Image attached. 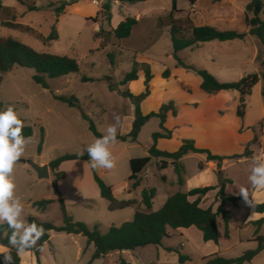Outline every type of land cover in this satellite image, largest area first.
Masks as SVG:
<instances>
[{"label":"rangeland","instance_id":"rangeland-1","mask_svg":"<svg viewBox=\"0 0 264 264\" xmlns=\"http://www.w3.org/2000/svg\"><path fill=\"white\" fill-rule=\"evenodd\" d=\"M47 1L57 3L61 0H39L38 5L45 4ZM63 1L66 0L61 2ZM94 1L77 0L75 4L66 9L65 13L59 14L60 18H57L53 10L50 12L45 10L28 11L15 0H3L4 6L10 7V9L0 12V37H12L40 53L69 55L75 58L80 66V73L53 79L50 87L53 92L56 89L58 93L64 96H76L83 112L93 120L97 131L102 135L105 134L109 125L115 123L114 114L121 117L117 135L126 131V124H123V115L121 114L129 112L131 106L128 102L130 101L133 104V100L128 98V95H124L128 89L120 83L124 76L132 70L133 61L138 62L140 57L152 60V64L148 63L151 65L153 76L156 77L153 84L155 99H160L163 96L165 103L178 101L179 99L176 98V95L181 94V87L178 81H184L193 88V92L190 93L193 97L205 96V93L199 87L200 77L192 71L176 66V60L172 55L169 27L161 28L166 31L158 30L154 27L151 10L154 6H158L156 2L151 3V5L129 4L120 11L113 7L122 5L117 0ZM108 1L110 2L109 13L103 10V5ZM159 1L161 10L156 15H159L158 18H165L172 8V3L169 1V10V7L166 6L167 0ZM202 1L199 0V2ZM176 3L180 9H188L190 7L188 0H176ZM218 3L220 4L221 1ZM59 5L60 3L56 6ZM108 15L110 16L109 18ZM137 15H141L142 19L133 28L128 38L121 40L111 38L104 43H100L99 40L94 38V34L99 29L111 31L113 25L120 19L136 17ZM175 17L182 18L185 21L189 15L184 14L182 11L176 14ZM261 18H264V16L261 15ZM137 19L139 20V18ZM56 21L58 22L56 23ZM3 22L19 23L23 26H28L31 30L7 28L2 25ZM202 22L192 20V24L196 25H201ZM240 23V25L231 26L227 30L241 32L243 25H245L244 20ZM54 24H56L58 30V39L47 42L45 38L50 34ZM235 42V44H239L238 41ZM257 47L258 50L254 49L250 44H246L245 47H238V45L228 47L232 55L246 61L240 65V69L235 72L232 70L230 74L216 79L220 82L230 83L236 82L244 76L254 74L256 71L260 74L262 71L260 56L263 47L260 42H258ZM109 52L114 54V65H111L108 60L107 53ZM194 52L193 55L188 52L187 56L181 54V58L186 63L194 64L211 73L208 69L210 67L209 62L205 60L203 51ZM162 66H166L173 74L172 78L168 80V84L161 83L158 78V72ZM177 68H179V72L175 73ZM141 69L143 70V68ZM33 74L34 71L31 69L17 67L6 74L0 84V98L3 102V110L8 106H12L18 113V117L24 122V125L31 126L34 131L25 155L20 159L24 160V162L19 160L14 166L12 177L16 184L15 194L24 205L23 216L26 220L29 215H33L42 222H51L60 226L63 223V216L57 201L51 203L44 212L33 207L35 201L57 200L52 185L55 179L54 174L52 173L50 177L41 179L30 165V162L38 160L41 129L43 130V159L48 161H53L66 154H79L96 137L90 132L88 123L81 117V112L78 109H72L73 111L70 113L61 111L58 108H53L51 113L47 111L45 106L49 105V103L41 95V92H43L41 86L33 81ZM83 76L91 80L83 82ZM116 85H118V89L114 90ZM257 85L262 88V81ZM141 86L142 84L138 83L134 86V89L139 90ZM229 92L230 95L222 96V100L227 101V103L220 111V114H226L228 117L232 113V108L239 104V94L233 95L234 91ZM259 100L264 104L261 92H259L258 97L253 89L251 96L246 100V112L248 109L250 112L246 122H250L258 116L257 106ZM153 102L150 101L148 107L153 106ZM75 114L78 118L75 117ZM215 130L222 131L223 128L219 127ZM161 131L160 119L152 117L142 126L137 142L133 143L128 140L123 146L121 142L117 141L116 144L111 146L114 157L118 156L116 158V167L112 170L94 169L89 164L90 159L70 160L62 163L60 170L64 173V177L58 183V191L62 195L67 212L75 221L85 223L90 227L98 226L102 232H105L112 225L120 226L122 223L132 220L135 213L134 207L120 211L108 210V202L100 197L94 176H99L107 185L113 186L117 199L134 198L136 193H128L123 186L125 183L128 184L127 179L131 174L129 157L139 158L147 156L149 148L154 144L153 134ZM227 131L233 132L235 130L229 128ZM238 132L243 134L253 132L254 141L246 145V148L251 150L252 146L260 143L261 137L264 139V119L260 120L254 127L244 128L242 126ZM171 142L168 139L163 141L162 144H170ZM85 154H87L86 151ZM183 162L191 180L195 179V182L190 184L201 182L219 186L225 178L223 172L219 178L217 172L211 168H208V171L199 177L196 155L185 158ZM252 164H246L242 168H233L227 171L232 176L242 172L246 175H244L245 180H240L234 176L236 182L228 187L229 193L239 194L241 187L248 188L249 193L253 190L247 179L251 174L248 171L251 169ZM208 166L211 167V165ZM163 177H165V180H163ZM141 183V186L137 188V195H140V191L144 187L155 188L157 191L153 200V211L159 210L168 195L173 194L181 187L177 183V175L174 169L159 170L157 159L154 158L146 167ZM211 194L213 195L207 199V203L204 206L217 209V203L219 202L218 192ZM245 204L244 201H242L240 207H235L231 202L226 204L232 220L229 224V237L225 236L222 215L218 216L221 234L220 245L203 241L201 233L194 227L177 230V234L170 229L171 238L164 240V247L157 248L160 252L158 260H155L156 247L146 246L134 251H114L100 259L94 260L92 264H118L121 258L131 264H206L205 257L215 254L226 258H237L245 251L254 249L257 246L255 241H251L256 234L257 226L252 224L240 225V221L248 215V209ZM258 234L264 236V224L259 227ZM166 247L178 248L180 254L187 256L189 259L184 263H180L179 254L167 251ZM94 251V245H88L86 238L81 235L55 233L42 249V260L43 264H86L91 260ZM24 264H31L26 256H24ZM245 264H264V252L250 263Z\"/></svg>","mask_w":264,"mask_h":264},{"label":"trees","instance_id":"trees-1","mask_svg":"<svg viewBox=\"0 0 264 264\" xmlns=\"http://www.w3.org/2000/svg\"><path fill=\"white\" fill-rule=\"evenodd\" d=\"M18 4L24 6L28 11H40L36 5L37 0H15ZM121 4H136L147 0H117ZM220 2L221 0H214ZM77 0H68L60 3L53 11L56 17L59 14L65 13L67 7L75 4ZM190 5L195 4V0H188ZM172 8L169 14L163 18H158L159 28L169 27V34L172 46V55L176 60V66L184 68L188 71L194 72L201 79L200 89L208 95H215L221 91H236L239 94V104L236 110V115L243 119L246 113V100L251 96L254 87L262 81L261 96L264 100V20L261 15L264 13L263 0H251L246 7L244 23L247 32H238L235 30H221L212 25H196L192 24V20L187 17L176 18L175 15L181 13L182 10L177 8L176 0H171ZM54 6L49 3L48 7ZM9 9L4 6L3 0H0V12ZM105 12L110 11V2L103 5ZM110 16L108 15V18ZM57 23V21H56ZM138 24L135 17H127L121 21L116 28L111 31L99 29L95 34V39H102L106 42L113 38L116 40L128 38L133 28ZM187 24V25H186ZM2 25L7 28L16 30L30 31L31 28L23 26L19 23L3 22ZM188 33V34H187ZM255 37L263 47L260 56V65L262 67L261 73H254L242 77L236 82H220L216 77L209 73L206 69L199 68L198 66L186 63L179 53L187 48H193L200 44L211 41H233L243 40L246 36ZM58 39V30L56 24L51 28L50 34L45 38L47 42L55 41ZM108 60L111 65H114V54L107 53ZM144 66V67H143ZM21 67L31 69L34 71L32 76L33 81L43 88H48V81L67 77L71 74L80 73V66L77 60L69 55H53L47 53H40L32 47L15 40L12 37H0V84L6 74L11 72L14 68ZM143 68L145 74V90L141 94L134 96L128 90V98L133 100L134 104V120L132 128L126 136H117V139L122 141L129 140L130 142H137L138 135L142 126L152 117L160 119L161 132L153 134L154 144L149 148L148 155L145 157L133 158L130 160L131 174L127 181L131 184V189H136L141 185L142 173L150 164L152 158L161 159L159 169L164 170L171 165L177 175V183L182 185L184 182L185 166L182 159L189 153L202 154L206 156L207 162H216L217 174L220 178L222 175V165L226 160L251 158L252 150L246 148L243 154L232 156H219L212 154L208 149H202L195 146L193 140H183L180 148L175 152L161 151L156 147V142L160 138H170L171 132L164 127L166 116L169 111L176 115V109L172 101L163 104L157 112H150L146 115L143 114L140 104L150 95L149 82L152 80L153 75L151 67L148 63H138L133 61L132 70L127 73L121 85L126 86L129 82L138 79V70ZM162 77L167 79L170 77V70L166 69ZM91 79L86 76L82 77L83 82L90 81ZM69 107L76 108L81 112L82 118L88 123L90 132L99 138L102 136L96 129L93 120L83 112L80 102L74 95L67 96H54ZM0 111H3V102L0 98ZM22 135L26 138H31L34 135L31 126L24 125ZM254 141V140H253ZM43 144V130L41 129V140L38 145V153L41 152ZM88 154L80 156L79 154H66L58 157L50 162L51 168L55 179L52 183L54 193L57 200H40L33 203L39 211H46L48 206L57 201L59 203L63 223L60 226L54 225L51 222H42L37 217L29 215L27 222H35L37 225L44 227L45 235L37 242L34 248L25 251H32L37 259L38 264L40 261V250L45 242L50 238V232L66 233L68 235H81L86 238L87 244L94 245L95 251L91 260L86 264H92L94 260L100 259L111 252L118 251H134L138 248L146 246L162 247L163 241L170 238L169 229L177 230L179 228L195 227L202 234V239L205 242H213L216 245L220 241V230L218 226V216L222 215L225 225V236H229L228 226L229 217L227 211L224 209L226 202H231L237 205L241 200L240 197L230 196L225 193V186L230 180L223 179L219 186H206L193 188L187 192L177 191L171 194L164 205L157 211L152 210L153 199L156 196L155 188H143L140 194V202L137 199H117L113 193V187L107 185L99 176L95 175L94 179L99 189V195L102 199L108 202L109 211H120L136 206L140 203L143 209H136L131 221L122 223L120 226L112 225L105 232H102L98 226L90 227L85 223L75 221L73 217L67 212L62 195L58 191V182L64 177V173L59 169L61 164L70 160H89ZM170 161V163H169ZM198 169H204V163H198ZM165 180V177H163ZM218 190V197L220 203L216 211L211 207L202 208L200 206L201 198L214 189ZM191 197H196L195 200L190 201ZM257 213H264V202L257 204L255 207ZM257 226L254 241L257 243L256 248L245 251L237 258H226L217 254L205 257L206 264H245L250 263L261 251L264 250V236L258 234L259 227L264 223V218L253 221ZM11 235V229L8 228L7 223L0 224V244L10 250L13 257L14 264H20V256L17 255L16 249L9 245L8 236ZM169 252H176L179 254V262L184 263L189 258L180 254L178 248H167ZM3 255H0V264H3ZM118 264H130L127 260L121 258Z\"/></svg>","mask_w":264,"mask_h":264},{"label":"crops","instance_id":"crops-1","mask_svg":"<svg viewBox=\"0 0 264 264\" xmlns=\"http://www.w3.org/2000/svg\"><path fill=\"white\" fill-rule=\"evenodd\" d=\"M38 1L39 0H37L36 5L40 8L41 11L45 10L47 12H50L51 10H53L56 7L57 4L61 3L62 0L60 2H57V3L52 2V1H47L45 4H41V5H38ZM66 1H68V0H66ZM169 1L171 2V0L166 1V6H168V7H169ZM250 1L251 0H221V3L219 4L218 2H216L214 0H203L202 2H199V0H195V4L190 5V7L188 9H180L178 6H177V8L179 10H182L184 14L189 15V17L192 20L198 21V22L203 21L201 23V25H212L218 29L227 30V28H229L231 26H237V25L241 24L240 22L242 20H244V18H245L246 7L250 3ZM50 2L53 3L54 6L48 7V4ZM94 2H96V0ZM153 2H156V4L158 5V6H154L153 9L151 10V13L153 14V16H152L153 21H154L153 23H154V27L156 29L160 30L161 28H159L158 22H157L159 15H156V13H158L161 10V7L159 5L160 1L159 0H147L144 2L136 3V4L151 5V3H153ZM93 4H95V3H93ZM127 5H129V4H122L120 7H118V5L113 6V7L117 8V10L121 11V10L125 9V7ZM158 8H160V9H158ZM9 9H10V7H9ZM100 9H99V11H100ZM169 10H170V7H169ZM262 15L264 16V13ZM57 18H60V17H57ZM135 18L136 19L139 18V20L137 19L138 23L142 19L141 15H137ZM111 19H112V17H111ZM125 19H120L116 24L113 25V29L116 28L117 25ZM262 19L264 20V18H262ZM161 30H164V29H161ZM164 31H166V30H164ZM241 32H247L245 25H243ZM97 40H99V42L102 43V39H97ZM235 41H238L239 44H235L236 43ZM258 42L259 41L255 37H252L249 35L246 36L245 39H243V40H233V41H226V42L211 41V42H206V43L200 44L199 46H196L193 48H187V49L183 50L182 52H180L179 56L181 57V54H183L184 56L185 55L187 56L188 52L191 53V55H193L195 53L194 51H203L202 52L203 56H204L205 60H207L209 62V65H210V67H208L209 71L216 78L224 77L227 74H230L232 70H233V72H235L236 70L240 69V65L242 63L244 64L246 61V60H241L240 58H237L236 56L232 55L231 50L228 47H230L232 45H238V47H240V46L245 47L246 44H250L254 47V49L258 50V47H257ZM138 62H140V63H143V62L148 63L149 62L150 64H152V60L149 58H146V57H140L138 59ZM150 67H151V65H150ZM166 69H168V68H166V66H162L158 72V78L160 79V82L163 84L164 83L168 84L169 83L168 80L170 78H172V76H173V74L170 72L169 78H167V79L163 78L162 74ZM178 69L179 68L176 69L175 73L179 72ZM151 72L153 73L152 70H151ZM255 73H258V72L256 71ZM176 77H177V75H176ZM155 79H156V77L153 76L152 80L149 82V86H150V90H151L149 97H147L141 103V110H142L144 115H146L150 112H157L163 104H166L163 96H161L160 99H155V93L153 91V84H154ZM51 81L52 80L48 81L49 87L47 89L41 87L42 91H43V92H41V95H43V97H45L47 100L46 102L49 103V105L45 106L47 111H49L51 113L53 108H58L61 111L70 113L71 111H73L72 109H76V108L69 107L67 104L55 99L54 96H64V95L58 93V91H56V89L54 92L52 91V89L50 87L51 83H52ZM144 81H145L144 71L142 69H139L138 70V79L135 81L129 82L126 85V89H128V91L131 94H133L134 96H137V95L142 93L143 89H145ZM138 83L142 84V86L139 90H135L134 86L137 85ZM178 83L181 87L180 88L181 92L179 91L181 94L176 95V98L179 99L178 101H176V102L172 101L174 103V106L176 109V115H173V113L171 111H169L167 113L166 121L164 123V127L171 132V137L158 139L156 142V147L161 151L175 152L180 148L183 140L189 139V140H193L195 142L196 147L202 148V149H208L214 155L232 156V155L243 154V152L245 151L246 145L249 142L253 141L254 134H253V132L243 134V133H239L238 130L242 126H244V128L254 127L255 124H257L260 120L264 119V104H262V102L259 100L258 106H257L258 107V116L255 117L252 121L246 122V120L248 119V116L250 115L249 109L245 113V117L243 119L239 118L236 115V110H237L238 106H235L232 108V113L229 117L226 114H224V115L220 114V111L225 107V104L227 103V101L222 100V96L223 95H230L229 91H221L215 95H208L204 92L205 96L200 95L199 98H197V97H193L192 94H190L191 92H193V88H191L189 85H187V83H185L184 81H182V82L178 81ZM200 84H201V82H199V87H200ZM260 89L261 88H259L258 85H256L254 87L255 94L258 97H259V92H261ZM236 93H238V92L234 91L233 95H236ZM150 101H154L153 106L148 107V103ZM128 103L131 106L129 109V112L127 114H121V115H123V124L124 123L126 124V131H124L121 134H118L117 136H126L132 128V123L134 120V109H135V107L130 101ZM75 117H77L76 114H75ZM219 127H222L223 130L222 131L221 130H215L216 128H219ZM229 128H233L235 131L228 132L227 130ZM168 139L170 141H172L170 144H162L163 141L168 140ZM117 141L121 142V144L123 146L125 145L126 142H128V140L122 141L120 139H117ZM259 142L260 143L251 147V150L253 152L251 158H244L243 157V158H239V159L226 160V161H224V163L222 165V172L225 176V179L230 180V182H228L225 186V193L227 195H230V196H236V197L241 198V200H239L237 202V205L233 204L235 207H240L242 205V201H244V200L240 194L229 193L228 187L234 185V183L236 182V179L234 176H236L240 180L241 179L245 180L246 175H245V173L242 172L241 174L236 173L234 176H232V175L228 174L227 171L231 170L233 168H239V167L242 168L243 165L253 163L254 157L257 159H264V139H263V137H261ZM43 155H44V151L42 148L41 152L38 153V160H35L33 162H35L39 165H48L49 177H50V175L53 172H52L51 168L49 167V164L52 161L44 160ZM192 155H196V160L198 161V163L199 162L204 163V169L203 170H199V169L197 170L199 177H201V174L206 173L208 171V168H211L212 170L217 171L216 162H212V161L207 162L206 156L202 155V154L189 153L183 157L182 163L184 164V162H183L184 159L189 157V156H192ZM131 159H133V158L129 157V162ZM160 162H161V159H157V167L159 166ZM89 163H90V161H89ZM169 163H170V161H169ZM208 165H211V167H209ZM61 166H62V164H61ZM61 166H60V168H61ZM169 168H173V167L171 165H169L166 169H169ZM166 169H164V170H166ZM161 171H163V170H161ZM144 172H145V170L143 171V173L141 175L142 181L144 178ZM248 173H251L250 169H249ZM184 176H185L184 182L181 185L180 189L177 191L187 192L193 188L213 186V185H208L207 183H201V182L190 184L191 182H195L194 181L195 179L193 181L191 180V177L187 173L186 167H185ZM60 181L58 183H60ZM123 186L125 187V190L128 193H130V192L136 193V196L134 198L131 197L129 199H137L140 202V195H137V188L131 189V184L129 182H128V184L125 183ZM144 188H146V187H144ZM142 190H143V188H142ZM218 190L219 189L217 188L216 190L210 191L204 197H202L201 201H200V206L202 208H208L209 206H204V204L207 203V199H209L211 197V195H213L211 193H213V192L217 193ZM141 191H140V194H141ZM177 191H175V192H177ZM113 193H114V187H113ZM156 194H157V191H156ZM114 195H115V193H114ZM169 196L170 195H168V197ZM249 197H250V199H254L255 201H257L258 202L257 204L262 203V202H264V190L253 188V190L249 193ZM167 198H166V200H167ZM195 199H196V197H191L190 201H193ZM219 203H220V199H219V202L217 203V205ZM227 203H230V202L225 203L224 209L228 213L229 224H230L232 222V220H231V215L229 214V210H227V208H226ZM245 206L248 209V215L240 221L241 226L250 225V224L254 225L252 223L253 221H257V220L264 218V213H257L258 214L257 216L249 218L252 215L253 211L256 212V210H255V208H252V207L248 206L247 204H245ZM133 207L135 208V211L137 208L143 209V206L140 203H138L136 206H133ZM152 210H153V206H152ZM213 211H216V209H213ZM222 220H223V217H222ZM254 226H256V225H254ZM180 229H185V228H179L177 230H180ZM224 229H225V225H224ZM177 230H173V232L177 234V232H176ZM219 230H220V228H219ZM228 231H229V235H230V227L229 226H228ZM168 232L170 234V229ZM55 233L56 232L51 231L50 232V238ZM50 238H49V240H50ZM254 238H255V236H254ZM254 238L251 239V241H254ZM49 240L47 242H49ZM47 242L44 243V245L42 246V248L40 250V261L42 264L44 263L42 260V249L44 248V246ZM209 242H211V241H209ZM220 244H221V238H220L218 245H220ZM0 246H2V245L0 244ZM164 246L165 245H164V241H163L162 247H164ZM2 247H4L5 250H8L7 247H5V246H2ZM157 248L158 247L155 248V260H158L159 253H160ZM169 248H172V247H169ZM263 252H264V250L261 251L257 256L261 255ZM19 256H20V260H21L20 264H24V256H26L30 260L31 264H38L37 259H36L35 255L32 251H24ZM3 264H4V262H3Z\"/></svg>","mask_w":264,"mask_h":264},{"label":"clouds","instance_id":"clouds-1","mask_svg":"<svg viewBox=\"0 0 264 264\" xmlns=\"http://www.w3.org/2000/svg\"><path fill=\"white\" fill-rule=\"evenodd\" d=\"M114 120L115 123L107 127L105 134L94 139L79 153L83 156L85 151L87 152L89 164L94 169L112 170L116 167L117 162L111 146L117 143L121 117L114 114ZM23 128L24 122L12 106L0 111V224L7 223L11 229V235L8 236L9 245L16 249L18 256L25 250L34 248L46 231L42 225L27 222L23 216L24 205L15 194L16 184L12 177L14 166L25 155L31 142V138L22 135ZM250 172L248 180L252 188L264 190V159L254 157ZM239 194L248 206H257L258 202L250 199L248 188L241 187ZM257 215V212L253 211L249 218ZM0 255H3L4 264H14L10 250L0 246Z\"/></svg>","mask_w":264,"mask_h":264},{"label":"water","instance_id":"water-1","mask_svg":"<svg viewBox=\"0 0 264 264\" xmlns=\"http://www.w3.org/2000/svg\"><path fill=\"white\" fill-rule=\"evenodd\" d=\"M118 89V85L115 86L114 90ZM125 96L128 95V92L124 93ZM24 162V160H21ZM31 167L36 171L39 178H48L49 177V168L48 165H39L35 162H30Z\"/></svg>","mask_w":264,"mask_h":264}]
</instances>
